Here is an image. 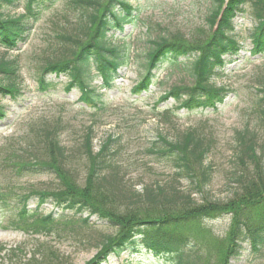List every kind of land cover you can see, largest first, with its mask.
<instances>
[{
  "label": "trees",
  "instance_id": "16d2710c",
  "mask_svg": "<svg viewBox=\"0 0 264 264\" xmlns=\"http://www.w3.org/2000/svg\"><path fill=\"white\" fill-rule=\"evenodd\" d=\"M21 1L24 12L13 16L11 11L20 7ZM213 1L214 6L206 17L208 26L196 36L192 33L186 35L180 30L159 35L149 40L150 47L144 55L134 53V56L130 54V44L117 45L110 38L114 33H123L127 25L139 27V7L133 6L129 0L74 1L75 8L80 10V18L74 28L56 36L60 46H54V50L35 65L32 75L38 89L44 92L62 83L48 80V75L66 76L67 92L79 89L82 104L102 110L104 94L92 86L93 81L100 77L102 87H113V80L122 65H128L132 57L141 72L140 79L132 88L133 94L142 95L150 91L157 81V71L164 63L170 62L183 67L192 82L174 85L156 101V107L160 102L173 99L177 102L176 110L218 109V105L225 102L228 91L216 87L213 78L218 69L226 65V57H237L243 49L234 35L235 20L245 14L249 0ZM55 2L0 0V47L15 49L20 42L28 41L33 25L39 21L43 11ZM253 2L258 23L250 32L251 53L263 55L264 0ZM150 32L151 27L149 36ZM20 71L17 56L5 58L0 63V121L7 115L1 99L17 97L19 88L16 80ZM260 92L263 95L259 106H263L261 113L264 121V86ZM171 113L168 110L165 115ZM56 129H47L40 147H31L33 150L21 149L18 153L13 146H9L14 152H9L1 160V166L10 169V176L20 178L50 172L59 178L61 184L52 191L32 192L23 199H17L19 196L14 189L0 184L1 212L11 210V221L17 227L24 226L36 233H50L54 229L60 231L57 230L60 223L74 225L80 222L82 226H90L92 217L97 216L116 226L117 232L102 236L101 248L87 264H103L111 256L125 253L130 255L128 260L137 254L147 253L157 261L163 260L164 264H196L193 251H198L202 241L197 244L191 235L180 230L229 214L231 222L223 245H220L217 264H234L241 255L243 242H247L254 252L264 251V153H258L255 135L250 136L249 132L242 135L243 150L238 158L244 170L232 176L238 185L233 197L226 201L199 202L193 194L201 193L208 186L214 175V166L209 161L212 142L198 128H189L175 138L159 135L151 150L157 159L166 161L181 176L187 177L194 189L189 194L180 192L175 185L165 187L159 183L146 186L143 192L127 190L118 173L120 138L109 136L91 158L92 128L84 139V148L90 159L87 157L89 164L85 184H80L69 168L68 154ZM97 188L102 189L99 195L105 201L106 193L110 200L122 202L121 205L111 207L98 201ZM32 195L38 197L35 208L29 207L28 199ZM47 203L53 204L57 210L43 212L41 209ZM191 249L192 255L189 252ZM6 252L12 264H62L56 250L48 244H40L30 257L26 254L18 256L17 252L23 251L17 248Z\"/></svg>",
  "mask_w": 264,
  "mask_h": 264
},
{
  "label": "rangeland",
  "instance_id": "374dc122",
  "mask_svg": "<svg viewBox=\"0 0 264 264\" xmlns=\"http://www.w3.org/2000/svg\"><path fill=\"white\" fill-rule=\"evenodd\" d=\"M55 1L33 25L28 41L20 42L14 50L0 47V63L5 58L17 56L21 64L16 80L19 88L17 97L1 99L7 115L0 121V184L14 189L19 196L17 199H23L32 192L36 194L35 192L44 190L52 191L61 186L59 178L50 172L18 178L10 176V169L1 166V160L9 152H14L9 146H13L18 153L21 149L40 147L42 137L51 127H57L68 154L69 168L75 173L78 183L85 184L89 156L84 148V139L87 131L92 128L91 158L109 136L120 138L118 173L122 182L127 185V190L143 192L146 186L159 183L165 187L175 185L180 192L189 194L194 189L187 177L181 176L166 161L157 159L151 150L159 135L175 138L189 128H198L212 142L209 161L213 163L214 175L208 186L201 193H194L193 198L199 202L226 201L232 198L233 191L238 186L232 176L237 171L244 170L238 158L243 150L242 135L247 132L250 136L255 135L258 153H264L263 106H259L263 95L260 91L264 86V54L251 53L253 45L250 38V32L258 23L254 11L255 0H249L245 6V14L239 15L235 20L234 35L243 47L241 53L234 58L226 57V65L218 69L213 78L216 87L228 91L226 100L218 105V109L204 111L176 110L177 102L173 99L155 106L156 101L174 85L192 82L190 74L183 67L170 62L164 63L157 71V81L150 91L142 95L133 94L132 88L140 79L141 72L133 63L132 57L128 65H122L113 80V87H102L103 80L100 77L93 82L92 86L104 94L105 105L102 110L91 109L82 104L79 101V89L67 92L66 76L48 75V80L62 83L48 91H40L32 75L35 65L40 64L54 50V46H60L56 36L74 28L80 18V10L75 8L76 0ZM129 1L140 8V25L137 28L127 25L123 33H114L110 40L117 45L130 44L131 56L134 53L144 55L150 47L149 40L159 35L180 30L186 35L192 33L196 36L208 26L206 17L214 6L213 0ZM22 2L20 7L11 11L13 16L24 12ZM168 110L172 112L171 115H165ZM26 157L27 155L24 156ZM99 190L102 189L95 190L98 201L108 203L111 207L121 205L122 202L110 200L106 193L105 201L99 195ZM30 197L29 207L35 208L38 197ZM41 210L48 213L57 208L47 203ZM12 213L11 210L1 212L0 209V264H12L7 250L17 248L23 251L17 252L18 256L26 254L30 257L40 244L51 245L62 264H87L101 248L102 236L117 232L116 226L93 216L90 226H82L80 222L74 225L60 223L57 229L60 231L54 229L50 233H36L28 231L24 226L14 225L13 220L11 221ZM230 222L231 216L222 214L180 230L191 235L196 243L202 241L198 245V251H193L196 264H217L219 248L223 245ZM242 246L241 255L234 264H264L263 250L254 252L247 242H243ZM189 252L192 255V249ZM129 257L128 253L114 255L103 264H164L163 260L157 261L147 253L137 254L128 260Z\"/></svg>",
  "mask_w": 264,
  "mask_h": 264
}]
</instances>
